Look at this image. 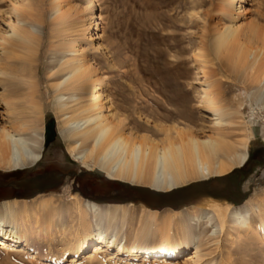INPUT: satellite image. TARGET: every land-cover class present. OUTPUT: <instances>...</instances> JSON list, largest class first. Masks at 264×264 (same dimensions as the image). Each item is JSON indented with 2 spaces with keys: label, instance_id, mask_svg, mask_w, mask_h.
Listing matches in <instances>:
<instances>
[{
  "label": "rangeland",
  "instance_id": "rangeland-1",
  "mask_svg": "<svg viewBox=\"0 0 264 264\" xmlns=\"http://www.w3.org/2000/svg\"><path fill=\"white\" fill-rule=\"evenodd\" d=\"M96 1L100 31L95 35L97 38L89 42L86 37L93 33L95 23L94 18L88 14L90 0H0V48H9L8 57L0 55V70L4 73L0 76V99L5 97L19 104L28 98L35 101L40 109L38 116H31L38 120L34 129L37 137L32 136V132H26L23 137L35 143L36 151L43 155V159L36 167L26 166L19 170L26 169L24 174L51 172L61 175L57 186L45 194L29 199L10 198L6 201H17L21 205L27 202L26 206L48 202L59 211L60 218L66 224L70 222L68 226L52 229L53 238L50 243L29 240V250L23 253L0 250V264H59L63 254L65 257L74 255L75 248L81 241H85L83 234H78L70 227L75 226L74 216L69 214L70 207L73 200L80 199V190L102 198L97 202L101 207L118 205L108 201L120 199L124 202L119 205L125 206L128 213H137L141 209L145 212L156 211L161 218L172 215L174 223L177 216L174 213L190 217L196 213L192 208L210 211L216 217L215 237H208L212 228L204 225L187 228L188 233L192 236L201 235L203 240L199 244L200 257L186 261L184 257L194 245L191 239H185L181 226L174 225L169 230L158 226L148 230L128 218L125 229L118 233V241L125 240L126 248H156L167 239L171 247L183 250L172 256H151L170 259L166 262L136 264H264L262 228L252 222L250 230L244 231L230 220L234 209H243L253 197L264 195L262 115L252 116L246 107L241 119L232 122L241 130L233 133L228 130L225 134L223 132L222 141L230 150L233 148L229 158L233 161L236 154L244 151V135L249 137L246 162L241 167L235 163L232 171L221 177L185 179L171 192L123 178L120 179L121 182L116 181L165 196L158 199L121 187L106 188L108 181L114 180L108 177L107 170L99 165L97 159L82 164L69 153L68 147L72 140L62 137L65 131L63 117L54 102L53 87L65 74L64 71L60 72L59 66L70 59L69 51L76 45L92 68L93 79L102 81L105 107L112 116L124 121L126 129L123 132L126 135L145 137L154 143L164 138L165 131L172 136L176 130H192L198 135H212L210 113L200 107L198 101L208 91V83L222 81L223 88L231 87L233 79L221 67L223 63L228 68L229 54L226 52L217 59L213 40L215 31L229 24L238 12L232 11L230 16L225 14L222 9L225 0ZM57 5L61 7V14L58 16L54 14ZM243 5L247 15L238 21L243 32L252 26L264 28V0H245ZM19 20H26L33 27L31 44L15 42L12 47H8L1 40L7 41L4 33L9 30L8 24L12 23L17 27ZM23 84L36 86L27 88ZM236 90V87H231V93L227 97L233 96ZM85 99L79 106L68 102V111L77 113L79 108L85 106ZM3 109L0 100V115ZM28 116L30 115L23 113L19 117L28 119ZM51 120L55 122L56 136L44 146V126ZM0 123L7 124L4 114L0 116ZM38 136H42L41 141ZM234 170L241 171V175L235 174ZM10 172L12 169L0 167V174ZM82 172L89 176H101L97 178L102 180L86 179ZM75 174L77 180L72 183V175ZM194 183H209L203 199L212 200L205 208L196 206L204 204L200 198L188 200L195 195L188 197L190 195L186 194L189 191L184 189ZM10 191L5 186L0 188V194ZM6 201L0 200V206ZM145 202L154 209L145 206ZM221 212L229 217L225 222L219 218ZM54 221L55 226H59L57 217ZM115 251L105 253L93 262L81 259V264H124V257L111 260L112 262L109 260L110 253Z\"/></svg>",
  "mask_w": 264,
  "mask_h": 264
},
{
  "label": "bare ground",
  "instance_id": "bare-ground-1",
  "mask_svg": "<svg viewBox=\"0 0 264 264\" xmlns=\"http://www.w3.org/2000/svg\"><path fill=\"white\" fill-rule=\"evenodd\" d=\"M96 2V0H90L88 10V14L95 20L93 33L86 37L89 42L96 39L95 35L100 31V23H98L100 16ZM224 2L222 9L225 14L230 16L232 11H237L238 14L230 20L229 24L215 31L213 46L217 59L226 52L227 55L229 54L228 68L223 63L221 67L228 72V77L233 79L230 83L231 87H236L237 90L229 98L227 95L231 93V87L228 85L230 88H223L222 81L206 85L208 91L203 93L198 102L200 107L210 113L212 135H198L192 130H176L175 135L172 136L164 130V138L158 143L145 137L126 135L123 132L126 129L124 121L112 116L105 107L102 81L93 79L92 68L85 56L76 45H73L69 51L70 59L59 66L60 72H65L64 78H61L53 87V91L54 102L59 113L62 114L65 127L62 137L72 140L68 150L76 160L84 164L86 161L97 159L99 165L107 170L108 177L114 181H120L123 178L144 183L165 192L174 191L175 187L185 179L221 177L231 172L235 163L241 167L246 162L249 136L244 135L242 143L244 151L236 154L233 161L229 159L233 148L230 150L229 146L222 141L223 132L225 134L228 130L232 133L241 130L232 122L241 119L246 107L252 116L258 114L257 116L264 117V28L252 26L243 32L238 21L247 15L243 5L245 0H225ZM54 14L56 16L61 14L59 5L56 6ZM8 29L4 33L7 41L1 40L3 44L8 47H12L15 42L31 44L34 31L26 20H19L17 27L9 23ZM0 55L8 57L9 48L1 47ZM3 74L0 70V76ZM23 85L27 88L36 86ZM70 92L72 93L67 96L66 94ZM84 98H86L85 106L79 108L77 113L68 111V102L79 106ZM0 100L4 107L0 116L4 114L7 120V124L0 123V167L16 171L26 166H35L42 160V156L36 151L35 143L23 137V134L32 132V136L37 137L34 129L38 120L31 116L39 115L38 104L28 98L22 102L20 99L19 104L5 97ZM23 113L30 115L28 119L19 117ZM38 138L42 140V136ZM205 185L207 184L198 183L184 190H188L186 195L191 197L195 195L193 190L196 187L199 189ZM25 204L6 201L0 206V250L23 253L29 250V240L35 243H50L53 238H51L52 229L68 226L70 223L66 224L60 218L59 211L48 202H41L36 206ZM125 208L123 205L101 207L82 196L80 199L73 200L69 214L74 216L75 226L70 225V227L78 234H83L85 241H81L75 248L74 255L65 257L63 254L59 264H81V259L93 262L101 255L113 250L116 251L110 253V261L124 257L122 261L124 264L166 262L170 259H156L151 256L158 254L172 256L183 251L182 248L171 247L167 239L156 248L140 249L137 246L126 248L125 240L118 241V233L125 229L128 218L134 220L139 227L148 230L158 226H164L166 230L174 225L181 226L185 239H191L194 245L185 255V261L200 257L199 244L203 240L201 235L192 236L188 233L189 226L204 225L212 228L208 237L216 235L217 220L210 211L192 208L191 210L196 213L190 217L174 213L177 215L176 223H174L172 215L161 218L156 211L145 212L141 209L137 213H128ZM56 217L59 220V226H55ZM219 218L225 222L229 217L225 212H221ZM230 220L238 229L244 231L250 230L252 222H255L264 233V195L263 197L256 195L243 209H234ZM167 234L168 231H166ZM262 239L263 243L264 237Z\"/></svg>",
  "mask_w": 264,
  "mask_h": 264
},
{
  "label": "flooded vegetation",
  "instance_id": "flooded-vegetation-1",
  "mask_svg": "<svg viewBox=\"0 0 264 264\" xmlns=\"http://www.w3.org/2000/svg\"><path fill=\"white\" fill-rule=\"evenodd\" d=\"M42 159H43V155H42ZM38 164H36L35 167ZM23 171H26V169L0 174V188L5 186L6 188H8V190H11L8 193L0 194V200L6 201V199H10V198H18V199L33 198L34 196L45 194L46 192L53 190V188H55L59 183L58 179L60 177L53 180L54 177L53 175H56V173L35 172V173L24 174ZM82 173L84 174V172ZM84 176L86 179L94 177L93 174L90 176L88 174H84ZM76 180H77V175L76 174L72 175V183L76 182ZM7 182L9 183L5 185V183ZM80 192L81 193L79 194L87 200L90 201L94 200L97 202L103 200L97 195L94 196L90 193H85L84 191L82 192L81 190ZM210 201H211L210 199H202L201 202L204 203L203 204L204 206H208L211 203Z\"/></svg>",
  "mask_w": 264,
  "mask_h": 264
},
{
  "label": "trees",
  "instance_id": "trees-1",
  "mask_svg": "<svg viewBox=\"0 0 264 264\" xmlns=\"http://www.w3.org/2000/svg\"><path fill=\"white\" fill-rule=\"evenodd\" d=\"M234 173L238 174V175H241V171H235L234 170ZM223 180L225 181L226 179H223ZM108 183L109 184L106 186V188H109L110 186L121 187V188H124L126 190H132V191H137V192L144 193L146 195H151V196H154V197H156L158 199L159 198H165V196H163L161 193L152 192V191H149L148 189H140V188L137 189V188H134V187H131V186H128V185H124V184H122L120 182H116V181H108ZM195 184H197V183L191 184L190 186L195 185ZM206 184H209V183H206ZM236 192H238V191L236 190ZM93 202L95 204H97V201L93 200ZM108 202H110V204H118L119 205V204H122L124 201H121L120 199H112L111 201H108ZM144 204H145V206H148L149 208H153L154 209V207H151V205L147 204L146 202ZM106 205H109V204H106ZM196 206L201 207V208H205L206 207L204 205H196Z\"/></svg>",
  "mask_w": 264,
  "mask_h": 264
},
{
  "label": "water",
  "instance_id": "water-1",
  "mask_svg": "<svg viewBox=\"0 0 264 264\" xmlns=\"http://www.w3.org/2000/svg\"><path fill=\"white\" fill-rule=\"evenodd\" d=\"M56 136V132H55V122L53 120L47 122L44 126V135H43V143L44 146H46L49 142H51L54 137ZM53 180H55L56 178H59L61 175H53ZM208 184L205 185V187L199 188V189H194V193L195 196L192 198H188V200H194L195 198H200L203 199L205 197H203L204 192L206 191ZM160 195V194H159Z\"/></svg>",
  "mask_w": 264,
  "mask_h": 264
},
{
  "label": "crops",
  "instance_id": "crops-1",
  "mask_svg": "<svg viewBox=\"0 0 264 264\" xmlns=\"http://www.w3.org/2000/svg\"><path fill=\"white\" fill-rule=\"evenodd\" d=\"M93 178H95V179H98V180H100L101 178H97V177H93ZM102 180V179H101ZM105 186H107V184L105 185Z\"/></svg>",
  "mask_w": 264,
  "mask_h": 264
}]
</instances>
